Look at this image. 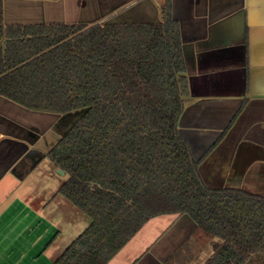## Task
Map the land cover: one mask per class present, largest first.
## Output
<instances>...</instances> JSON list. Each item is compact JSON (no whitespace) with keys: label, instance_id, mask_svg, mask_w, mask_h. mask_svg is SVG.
<instances>
[{"label":"trees","instance_id":"obj_1","mask_svg":"<svg viewBox=\"0 0 264 264\" xmlns=\"http://www.w3.org/2000/svg\"><path fill=\"white\" fill-rule=\"evenodd\" d=\"M158 23L7 24L0 95L28 109L86 110L49 151L60 188L91 221L53 264H107L152 218L188 215L206 264H264V196L212 189L178 134L187 94L171 1Z\"/></svg>","mask_w":264,"mask_h":264},{"label":"crops","instance_id":"obj_2","mask_svg":"<svg viewBox=\"0 0 264 264\" xmlns=\"http://www.w3.org/2000/svg\"><path fill=\"white\" fill-rule=\"evenodd\" d=\"M61 1L3 0L4 21ZM95 1L99 15L74 23H158L166 2ZM170 1L187 77L178 134L207 186L264 196V0ZM49 115L0 95V264H53L87 228L48 160L59 139ZM195 228L186 214L154 217L107 264H206L213 246L196 252Z\"/></svg>","mask_w":264,"mask_h":264},{"label":"rangeland","instance_id":"obj_3","mask_svg":"<svg viewBox=\"0 0 264 264\" xmlns=\"http://www.w3.org/2000/svg\"><path fill=\"white\" fill-rule=\"evenodd\" d=\"M82 1V2H81ZM62 0L61 1V7L59 10H55L54 4L51 6H48L45 12L39 14V13H30L27 11L26 13H23L25 16H28L29 20H23L26 22H20V23H54V22H66V23H74L78 22V20L82 21H91L90 18L98 16L99 13L97 12V9L100 7V5L96 6L95 0ZM45 16H48L47 18ZM44 17V18H43ZM46 21L48 22H45ZM22 21V20H21ZM93 21V20H92ZM93 23V22H92ZM91 23V24H92ZM38 111V110H35ZM40 112V111H38ZM81 111H74L67 114H56L51 112L50 115V121L57 122L55 125V134L57 136H63L67 130L74 124V122L78 119ZM52 167L54 168V163L51 161V159H48ZM56 180L59 181L60 186L66 182L68 179V175H61L57 172L56 168ZM65 179V180H64ZM64 180V181H63ZM60 187V188H61ZM82 215L88 220L86 227L89 225L91 219L90 217L84 213L83 211Z\"/></svg>","mask_w":264,"mask_h":264},{"label":"water","instance_id":"obj_4","mask_svg":"<svg viewBox=\"0 0 264 264\" xmlns=\"http://www.w3.org/2000/svg\"><path fill=\"white\" fill-rule=\"evenodd\" d=\"M85 111H86V110H82V112L80 113L78 119L84 114ZM78 119H77V120H78ZM77 120H76V121H77ZM76 121L74 122V124L76 123ZM71 127H72V126H71ZM71 127H70V128H71ZM70 128H69V129H70ZM69 129H68V130H69ZM68 130H67V132H68ZM67 132H66V133H67ZM66 133H65V134H66ZM65 134H64V135H65ZM64 135H63V136H64ZM63 136H59L58 141H59ZM57 143H58V142H57ZM57 143H56V144H57ZM56 144H55V145H56ZM53 147H54V146H53ZM53 147H52V148H53ZM52 148H51V149H52ZM199 168H200V167H199ZM57 172H58L59 174H61V175L66 174V171L63 170V169H61V168H58V169H57ZM217 241H218L217 239L213 240L211 243H209L210 246H213V244L216 243ZM212 253H213V252H212Z\"/></svg>","mask_w":264,"mask_h":264}]
</instances>
